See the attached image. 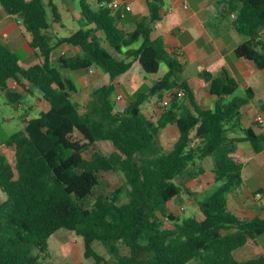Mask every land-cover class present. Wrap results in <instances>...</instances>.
I'll return each mask as SVG.
<instances>
[{
  "label": "trees",
  "instance_id": "16d2710c",
  "mask_svg": "<svg viewBox=\"0 0 264 264\" xmlns=\"http://www.w3.org/2000/svg\"><path fill=\"white\" fill-rule=\"evenodd\" d=\"M99 2L96 9L81 2L84 25L91 27H81L53 43L45 32L49 10L59 17L52 0H0L8 14L21 19L32 35L30 47L41 57V63L25 69L19 56L0 43V89L8 103H18L22 96L8 89V81L21 75L38 87L49 104L6 139L13 160L0 148L4 195L0 196V264H44L49 239L62 228L83 238L84 258L92 264H264V255L245 261L234 255L237 248L264 234V206L262 215L248 220L227 207L228 193L243 183L246 151L240 142L248 141L255 153L264 150V120L243 124V108L254 97L252 89L247 88L245 96L233 95L239 82L226 67L217 76L205 71L217 99L213 109L198 104L184 78L183 63L167 50L162 38L152 35L162 1L148 2L149 16L132 31L120 27L117 9ZM228 3L235 13L236 31L247 38L236 46V57L264 69V0ZM62 43L80 51L60 55L54 63L53 50ZM135 61L146 74L156 76L162 64L167 71L120 113L113 81ZM94 67L110 81L93 86L83 111L74 98L78 92L74 79L62 70ZM175 89L185 95L171 93L157 120L143 114L148 98L163 99ZM168 123L177 126L180 136L165 152L158 136ZM106 141L113 145L109 153L97 146ZM209 156L219 185L199 201V216L168 211L175 197L195 195L178 178H196L204 171L201 161ZM108 171L121 174L122 183L108 193H96L100 173ZM98 242L111 259L95 249Z\"/></svg>",
  "mask_w": 264,
  "mask_h": 264
},
{
  "label": "crops",
  "instance_id": "0c3cea01",
  "mask_svg": "<svg viewBox=\"0 0 264 264\" xmlns=\"http://www.w3.org/2000/svg\"><path fill=\"white\" fill-rule=\"evenodd\" d=\"M44 1L46 3L49 2V0ZM52 1L57 6L59 17L55 18L49 10L48 21L50 26L45 32L53 38V43L62 37L59 35L62 27L72 30V33L81 27L86 29L91 27V25H84L82 0ZM150 1L152 0H121L122 4L117 9V12L121 15L120 27L125 31L134 30L139 20L149 16L148 2ZM161 1L162 4L159 9L160 19L154 24L152 35L154 38H162L167 50L176 55L183 63V75L193 91L195 101L204 107L214 108L217 96L210 92L209 83L203 76V72L208 71L213 76H217L223 67H226L238 80L239 86H242L245 91L247 88H251L254 94L250 103L243 108V124L251 126L258 115L264 118V69L259 68L251 60L236 57L234 53L236 46L245 42L247 38L236 31L233 25L235 13L231 12L228 0ZM98 2L99 0H85V3L92 9L97 8ZM124 3L129 4L131 10L126 11ZM31 39L32 35L26 29L21 19L8 14L0 4V43L8 46L10 50L19 56L20 65L25 69L41 63L39 53L29 45ZM104 45L106 44L104 43ZM58 46L54 48L52 53L54 63L62 51L69 52L68 55H75L80 51L79 47L68 43H62ZM135 47H138V44H135ZM58 49H61L60 52H57ZM136 63L139 62L135 61L132 67ZM132 67L113 81L115 88L117 87L116 109L120 113H122L131 100L128 98L127 92L134 93L141 86V83H146L149 88L152 87L156 80L167 71V67L162 64L159 73L153 78H147L145 72L142 71L143 80H137L130 74ZM62 72L74 79L78 92L81 91L78 85V78L90 74V70L63 69ZM94 73H99L101 76L104 75L107 78L105 83L110 81L109 76L103 73L101 69L92 68L91 74ZM8 89L18 92L22 96L18 103L12 105L22 106V102L29 94L36 97V105L31 106L21 117L23 127L26 120L37 116L43 109H48L49 107L48 102L43 98L38 87L21 75L18 79L12 78L8 81ZM119 95L122 96L120 99H118ZM2 100L8 102L6 92L0 89V101ZM89 100L87 103H84V101H82V104L79 103L80 110L84 111L86 109ZM117 101H122V103L118 104ZM186 102L189 103L188 101ZM142 112L147 118L157 120L163 112V99L155 95L151 96L142 105ZM179 136L180 132L177 126L173 123H168L160 129L158 142L165 152H170L174 148V144ZM2 140H5L0 143L2 151L6 154L7 149L13 151L12 148L5 145L6 137H3ZM99 143H110L111 151L113 150L111 142H98L97 146ZM239 146L246 151L245 163L242 170L243 183L236 190L228 193L227 207L228 210L229 207L235 210L237 216L241 219L248 220L257 215H262V207L264 206V201L262 202L264 200V150L255 153L248 141L240 142ZM201 167L204 169L201 174L185 182L195 192V195L193 197L185 194L180 195L183 200L180 202L182 205H180L178 212H170L180 216H199V201L204 199L210 187L216 184L212 157L204 158L201 161ZM246 169L256 177V185L254 187H249L246 183L244 178ZM239 189L246 192L249 190V197L244 198L240 196L238 194ZM257 192L263 194L260 200H256L254 197ZM0 196L4 198V195ZM174 199L169 201L170 206ZM188 213L191 215H188ZM76 243L77 240L72 239L70 241L69 254L73 256L74 260L69 262L73 264L84 262L83 259L87 260L84 258V250L82 252L81 249L76 247ZM234 255L240 261L264 255V242H262L260 236L256 239H250L244 246L237 248L234 251ZM89 264L92 263L89 262Z\"/></svg>",
  "mask_w": 264,
  "mask_h": 264
},
{
  "label": "rangeland",
  "instance_id": "374dc122",
  "mask_svg": "<svg viewBox=\"0 0 264 264\" xmlns=\"http://www.w3.org/2000/svg\"><path fill=\"white\" fill-rule=\"evenodd\" d=\"M70 33H72V30L68 28H61V31L59 32L60 36H67ZM60 47V46H58ZM61 49H58L57 52H60ZM69 52L65 51L64 54H59L60 55H68ZM102 71V70H101ZM142 71L143 68L140 65V63L134 64V66L131 69L130 74L135 77L137 80H143L142 78ZM103 72V71H102ZM105 73V72H103ZM146 74V73H145ZM147 78H153V75L146 74ZM107 81V78L103 75L101 76L99 73H94L90 74L88 76H81L78 78V85L81 88L80 92H77L75 95V100L78 101L80 104H82V101L84 103H87L89 98L91 97L92 89L93 86L99 83H105ZM116 90L117 87L115 88V91L113 93V98L116 99ZM149 87L147 86L146 83L142 84L139 86L134 93L127 92L128 98L133 100L135 99L138 94L148 92ZM233 95L237 96H245L246 91L242 86H239L235 93ZM36 97L35 95H28L24 101L22 102V106L18 105H12L4 100L0 101V143L5 141L2 140L3 137H6V139L14 132L20 130L23 127V122H22V115L27 112V110L33 106L36 105ZM118 104H121L122 101H117ZM98 148H100L102 151H105L109 153L111 151V144L110 143H99ZM7 154L11 160H13L14 153L11 149H7ZM244 178L246 180V183L249 187H254L256 185V177L251 174L247 169L244 172ZM190 178L184 177L183 179L178 178V181L183 180L186 182ZM122 183V175L114 172V171H108V172H102L100 173V183L96 187L95 192L96 193H108L112 190H114L117 186H119ZM218 183H216L214 186H211L209 189L208 194H211L213 191L216 190L218 187ZM250 189V188H249ZM207 194V195H208ZM238 194L240 196H243L244 198L249 197L250 191H242L238 190ZM262 194V193H261ZM0 195H3V193L0 191ZM263 197V194H262ZM261 197V198H262ZM261 198H255L256 200H260ZM122 200L125 201L127 200V195L126 193H123L122 195ZM183 200L182 197H178L177 199H174L173 203H170L168 206L169 211L173 212H178L180 205V202ZM248 200V199H247ZM254 200V201H256ZM264 200H262L263 202ZM257 202V201H256ZM229 211L235 215L236 212L232 208L229 207ZM188 215H191L188 213ZM74 239L77 240L76 247L79 249L84 250V240L81 236L76 235L73 231L62 228L56 231L49 239V246H48V251H49V256L46 258L44 264H62L63 262H69L73 261L74 258L69 254V249H70V241ZM260 239L262 242H264V234L260 236ZM78 245V246H77ZM95 249L99 253H104L107 254L108 258L111 259V255L107 253V250L104 245H102L100 242L95 244ZM80 250V252H81ZM78 251V250H77ZM122 252L126 253L127 249L125 247L122 248ZM83 259V255H82ZM83 261L86 264H89V260H84Z\"/></svg>",
  "mask_w": 264,
  "mask_h": 264
},
{
  "label": "built area",
  "instance_id": "2783aa9c",
  "mask_svg": "<svg viewBox=\"0 0 264 264\" xmlns=\"http://www.w3.org/2000/svg\"><path fill=\"white\" fill-rule=\"evenodd\" d=\"M122 4L121 0H111V1H107V0H103L101 2H99V5L100 6H103V7H111V8H114V9H118L120 7V5ZM124 6H125V10L126 11H129L131 10V6L127 3H124ZM123 16V15H122ZM65 52L62 51L61 54H64ZM90 71H92V69H90ZM171 93H177L178 96L182 97L185 95V91L182 90V89H175V90H172L170 91L169 93H167L164 98H163V106H167L169 104V100H170V94ZM122 96L119 95L118 96V99H120ZM32 115V113H31ZM264 120V118L261 116V115H258L256 118H255V121H258V122H262ZM255 198H261L262 197V194L261 192H257L255 195H254Z\"/></svg>",
  "mask_w": 264,
  "mask_h": 264
},
{
  "label": "water",
  "instance_id": "95a60500",
  "mask_svg": "<svg viewBox=\"0 0 264 264\" xmlns=\"http://www.w3.org/2000/svg\"><path fill=\"white\" fill-rule=\"evenodd\" d=\"M117 115H119V114L117 113Z\"/></svg>",
  "mask_w": 264,
  "mask_h": 264
}]
</instances>
